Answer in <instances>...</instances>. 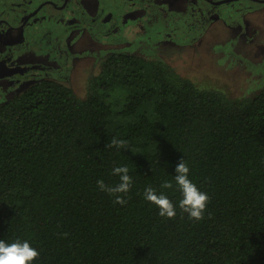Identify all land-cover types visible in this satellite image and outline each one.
Here are the masks:
<instances>
[{
    "label": "trees",
    "instance_id": "trees-1",
    "mask_svg": "<svg viewBox=\"0 0 264 264\" xmlns=\"http://www.w3.org/2000/svg\"><path fill=\"white\" fill-rule=\"evenodd\" d=\"M135 50L104 55L84 98L42 77L0 106V239L28 240L32 264H264V87L235 97ZM182 158L209 196L199 221L178 207ZM118 166L132 177L123 205L97 186L119 183Z\"/></svg>",
    "mask_w": 264,
    "mask_h": 264
},
{
    "label": "flooded vegetation",
    "instance_id": "flooded-vegetation-1",
    "mask_svg": "<svg viewBox=\"0 0 264 264\" xmlns=\"http://www.w3.org/2000/svg\"><path fill=\"white\" fill-rule=\"evenodd\" d=\"M259 7L264 0H0V106L39 78L68 79L81 51L92 47L86 41L90 37L105 44L97 48L105 55L130 47L124 38L113 39L129 18L143 25L146 14L150 25L169 12L194 41L211 34L218 23L241 39L248 17ZM143 33L137 26L132 34L143 39ZM165 36L173 45L186 44Z\"/></svg>",
    "mask_w": 264,
    "mask_h": 264
},
{
    "label": "rangeland",
    "instance_id": "rangeland-1",
    "mask_svg": "<svg viewBox=\"0 0 264 264\" xmlns=\"http://www.w3.org/2000/svg\"><path fill=\"white\" fill-rule=\"evenodd\" d=\"M167 13L156 17L150 25L146 14L142 16L143 25H137L136 20L129 18V24L122 25V31L113 35L114 41L124 38L122 42H130L128 48L139 45L137 50L141 53L153 51L156 57L164 59L199 85L216 86L235 97L252 96L264 87V7H259L248 17V28L243 30L241 39L235 38L233 32H228L224 25L218 23L211 34L194 41L187 27L173 13ZM170 18L176 22H168ZM136 25L144 30L143 39L133 36ZM165 34L172 35L178 43L186 44L173 45ZM86 41L92 47L81 51L67 73L69 78L64 81L80 98L85 97L87 79L98 71L99 60L105 55L103 48L101 52L97 51L99 46L105 45L99 43V39L90 37Z\"/></svg>",
    "mask_w": 264,
    "mask_h": 264
},
{
    "label": "clouds",
    "instance_id": "clouds-1",
    "mask_svg": "<svg viewBox=\"0 0 264 264\" xmlns=\"http://www.w3.org/2000/svg\"><path fill=\"white\" fill-rule=\"evenodd\" d=\"M128 141L113 137L106 147H115L117 149H126ZM127 166H118L112 169V175L119 177V183L106 185L103 180H97V186L101 191L114 197V203L125 204L126 199L122 194H127L132 184V177L128 174ZM189 166L182 159L175 166L174 181L179 189L181 199L178 202L179 209L187 213L189 219L196 221L204 218V212L209 202L207 193L201 191L192 180L189 179ZM162 189L173 188V182L165 180L161 183ZM143 197L146 201L154 204L159 209V215L172 219L176 216V207L172 201L163 192L157 193L156 189L148 186L144 189ZM40 255L39 251L31 246L28 240L19 239L7 243L0 239V264H32Z\"/></svg>",
    "mask_w": 264,
    "mask_h": 264
}]
</instances>
